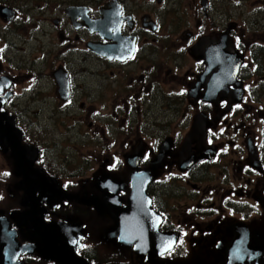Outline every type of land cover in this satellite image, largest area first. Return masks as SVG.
Instances as JSON below:
<instances>
[{"label":"flooded vegetation","instance_id":"flooded-vegetation-1","mask_svg":"<svg viewBox=\"0 0 264 264\" xmlns=\"http://www.w3.org/2000/svg\"><path fill=\"white\" fill-rule=\"evenodd\" d=\"M0 8L12 12L0 17L11 34L0 36V112L37 151L49 190L107 196L103 208L40 201L33 220L22 196L48 190H24L0 149V235L12 246L6 260L0 243V264H264V0ZM133 188L146 194L139 205ZM134 217H147L153 249ZM34 224L65 231L70 258L40 256Z\"/></svg>","mask_w":264,"mask_h":264},{"label":"water","instance_id":"water-1","mask_svg":"<svg viewBox=\"0 0 264 264\" xmlns=\"http://www.w3.org/2000/svg\"><path fill=\"white\" fill-rule=\"evenodd\" d=\"M112 4H109L106 8V12L108 9L112 10V8H109ZM6 14V15H5ZM0 17L9 20L12 17V12L9 10H6L4 8H0ZM9 88V82L7 78H0V94L2 90H7ZM5 98H0V110L3 107ZM21 139L22 135L21 133L14 128V121L12 118L8 117L6 113H1L0 112V149L2 152H6L7 149H10V159L13 161V167H14V173L15 176L18 178H22L21 183L23 184V189L25 190L27 184H25L26 181H31L32 186L34 188H42L44 191H47L46 193H42L40 196L36 197L33 193H26L22 196L21 200V206L23 207H30L31 214H29L30 217H32L33 220H35V212H36V205L40 204V201H44L47 204L50 205L51 208H54L56 204H59L60 201L66 200L67 202H72V201H77V203L87 206V207H93L97 205L100 208H103L105 205V199L107 196H102V198H77V197H68L61 192L58 193V190L56 189V192L53 193L52 190H49L51 188L50 184L46 181H43L41 179V176H39L37 173L38 171L33 169V165L36 161L37 158V151L33 150L32 148H26L21 146ZM40 173V172H39ZM40 179V180H39ZM34 184V185H33ZM50 191V192H49ZM133 193L131 197L128 200L129 205H139L141 202V198L144 199L146 197V194L140 190V189H135L133 188ZM145 204L149 206V200L146 198ZM101 205V206H100ZM128 212L131 214L132 210L134 209H129L127 208ZM146 210V209H145ZM100 212V211H98ZM138 212H141L139 210ZM28 215L22 214L18 220L21 222L28 221L29 218ZM136 218V217H134ZM134 218L130 219L133 220ZM135 221L133 223H130L131 226L134 227L135 231H133V235L136 236V238L139 240L138 242L141 245H145L146 247L150 245V248L153 249L155 247V244L153 240L151 239V236L149 234L150 230V225H148L147 217L144 218V222L142 220H138L137 218L134 219ZM157 225V224H156ZM29 226V225H28ZM155 226V225H154ZM152 227L154 230L156 227ZM158 226V225H157ZM122 227L123 224H122ZM42 228V229H41ZM6 229V228H5ZM32 229L34 230V235L37 237H40L42 242L44 243H49L50 247L49 249L47 248L45 251H43V243L42 246H39V250L42 253H39L40 256H43V258L47 259L48 255L46 252L48 251L49 254L56 255L55 257L52 256L51 258H59V259H66V257L70 258V255L73 251V249L68 250L66 246L68 245L69 242V236L68 234L63 231L58 225H51V226H36L35 224L33 225ZM157 230H155L156 232ZM7 233V232H6ZM40 234V235H39ZM157 235L159 233L157 232ZM8 235L5 234V231H1L0 235V243L5 246V259L9 260L11 257V242H9V237H6ZM43 237V238H42ZM8 238V239H7ZM160 238V243L163 246L164 243V236L160 234V236H157V239L159 240ZM151 239V243L148 245V240ZM55 241V242H54ZM76 241V239L74 240ZM54 242V243H53ZM6 243V245H5ZM9 244V245H8ZM54 244V247L51 245ZM8 252V253H7ZM165 251H161V254H163ZM10 253V254H9ZM58 254V255H57ZM50 259V258H49ZM5 260V261H6ZM60 260V261H61Z\"/></svg>","mask_w":264,"mask_h":264},{"label":"rangeland","instance_id":"rangeland-1","mask_svg":"<svg viewBox=\"0 0 264 264\" xmlns=\"http://www.w3.org/2000/svg\"><path fill=\"white\" fill-rule=\"evenodd\" d=\"M10 31L9 30H7V28H5L4 27V24L1 22V24H0V36L4 39V38H6V37H9V36H11V34L9 33ZM3 45H1L0 47H2ZM3 54L5 55V57H7V55H8V53H7V51H6V53H5V49H3ZM4 61V60H3Z\"/></svg>","mask_w":264,"mask_h":264}]
</instances>
